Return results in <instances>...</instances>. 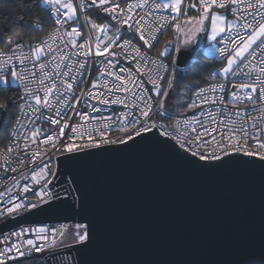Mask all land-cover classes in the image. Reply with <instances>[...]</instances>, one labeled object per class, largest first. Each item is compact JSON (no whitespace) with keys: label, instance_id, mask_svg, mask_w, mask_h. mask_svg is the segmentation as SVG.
<instances>
[{"label":"snow or ice","instance_id":"6c2138e0","mask_svg":"<svg viewBox=\"0 0 264 264\" xmlns=\"http://www.w3.org/2000/svg\"><path fill=\"white\" fill-rule=\"evenodd\" d=\"M43 3L51 7L49 20L54 25L46 34L47 38L29 46L24 44L22 36L16 35L8 38L5 48L0 49V57L4 58L0 61V71L12 64L13 60H19L22 67L19 72L12 70L11 76L19 79L22 83L27 81L28 84L35 85V87L25 85V96L21 97L22 103L18 108V111L25 117L23 122L18 121L21 123V127H30L32 131L25 132L22 141L19 134L16 137H12L10 134L11 142L0 150L3 156L0 168L16 172L25 167V156H27L31 180L34 185H39L37 190L35 187L30 188L25 184L22 192L30 193L32 199L17 197L18 202H10L11 206L0 210V216L13 215L21 210L36 209L41 204L57 199L59 194L50 189L52 181L57 178L58 174L54 170L56 165L53 163L56 154L60 153L66 159L71 160L73 157L68 154L79 151L81 147L126 144L127 141H135L137 138L144 140L147 134L161 145H166L169 140H174L179 148L185 149L193 155H199L200 160H221L223 155H228L231 152L259 156L261 160H264V127L259 126L255 117L238 121L229 115L228 121L225 123L223 118L219 121L216 119V115L219 114L202 113L207 116V122L195 117L177 120L175 124L165 122L164 116L171 115V113L165 106V99L161 97L168 98L170 96V90L173 89L174 83L173 80H168L165 85L163 83L165 77L158 73L166 67L163 58L168 53L167 45L171 41H164L163 50H157L155 59L148 55L155 48L156 43H159L158 34H162V29L169 24V19L173 22L171 26L175 27L177 32H183L185 29L178 22L179 16L186 15L189 10H199L198 16H190L186 19L187 25L194 26L188 31L193 33L204 31L205 21L210 20L211 39L215 40L221 33L229 34L225 37L224 47L218 49L220 56L225 60L224 66L219 71L225 77L229 73L232 76L240 74L249 81L233 85V90L230 93L231 102H235L236 105L244 101L253 105L259 103L261 106L259 119L264 121V0H191L187 9L183 7V0H167L164 3L151 5L148 0H135V2H128L126 7H121L116 0H90L89 6L93 10L108 14L110 20L115 21L118 25L112 36L108 35V31L112 28V24L109 22L97 24L88 17L83 25L80 24L77 6L73 4V0H43ZM146 6L170 9L171 13L175 15L170 18L169 16H160L157 18V23L153 24L145 20V15H153L151 11L145 15H140L138 11ZM79 8H85L83 0H81ZM216 9L224 10L232 18L229 19L227 15L216 11ZM30 13L31 9L27 10L26 14ZM137 17L139 18L137 19ZM42 22V18H38V21L32 22L30 26L39 28ZM70 22L74 26H71ZM84 26L88 27V31L81 30ZM125 26L131 29L132 39H136L137 45H139L132 47L134 55L125 54L123 51L131 45V39H124L123 47L117 43V40L120 39L119 33ZM97 31L103 33V40L99 36L93 37V33ZM188 42V39H185L184 43ZM145 46L147 47L145 48ZM25 47H28V52L23 51ZM105 54L109 59L103 63L100 75L106 74L115 78L111 82V87L108 84L104 85L105 89L109 94L113 91L128 93L133 91L128 87L129 84H132L134 88L138 89L137 92H133L137 103L129 106L126 103V98L120 97L111 100L101 99L99 94H94L92 91V89L98 88L99 80L91 81L90 77H87L91 71L88 61L96 63L97 59L103 58ZM120 57L134 62L135 73L132 68H120L118 72L109 70L116 67L113 58ZM157 63H159V69L155 70L156 78H153L154 70L148 65ZM29 65L31 66L29 67ZM233 66L238 72L233 71ZM142 67L147 68L146 73L141 71ZM125 72L127 76H125ZM144 75H147V82L152 85L150 90L144 86V81L140 79ZM211 75L215 76L216 73ZM81 81L90 82L91 88L81 89L80 94H76V88L79 87ZM4 86H6V77L0 76V87ZM217 87L222 92L225 91L222 84L209 85L207 89L199 88L195 94L197 99L187 105V108H198L199 104L209 103L210 100L206 93L208 91L215 92ZM237 87L246 90L243 97L235 91ZM151 93L155 94V98ZM257 93L258 95H254ZM86 98L99 100L105 105L109 103L121 104L126 109L116 119L108 118L109 122L103 123L102 128L95 129L99 133L98 140L92 136L88 129L84 128L83 124L70 123L74 117L85 122L97 119L77 107L84 103L93 112L97 111L94 105L87 104ZM53 99L56 101V106L52 103ZM221 101H223V97H221ZM211 102L216 103L215 100ZM0 109L6 110L7 105H0ZM42 110H47L49 113L54 112V115H44ZM236 115L239 116L240 113L237 112ZM157 116L160 119H157ZM37 120H40V124L36 123ZM249 120L252 121L251 126H249ZM43 123H50L54 126V130L44 129L41 131L40 125ZM66 129L70 130L71 135L66 136ZM112 129L121 133L115 140L107 136L108 131ZM86 133L87 143H80L84 140ZM213 133L217 134L219 139ZM205 137H210L215 145L209 155H204L201 152V149L208 144ZM65 138L67 142H64ZM249 141L255 145L254 150L249 149ZM40 144H43L44 147H40ZM14 163L17 165L15 168L12 167ZM68 175L71 176V173ZM24 179H28V177L24 176ZM17 183L19 182L17 181ZM0 195L3 194L0 193ZM82 227V225H75L76 230L72 234L73 239L81 243L89 239L87 230L80 231ZM25 231H34L36 238L21 240ZM48 233L55 237L57 230L39 227L11 234L4 240L8 246L0 251V264H6L10 255H13L14 258L29 257L32 252L42 251L43 245H37V240L48 241ZM59 235L63 237L65 233L60 231ZM10 239H13V242L8 244ZM52 243H55L54 239ZM14 264H20V261L15 259Z\"/></svg>","mask_w":264,"mask_h":264},{"label":"water","instance_id":"95a60500","mask_svg":"<svg viewBox=\"0 0 264 264\" xmlns=\"http://www.w3.org/2000/svg\"><path fill=\"white\" fill-rule=\"evenodd\" d=\"M198 44L199 34L180 44L175 65L185 66ZM5 119L0 109V127ZM68 155H56L50 189L58 198L0 219V233L25 223H80L89 239L30 256L49 264H264L260 157L200 160L147 134Z\"/></svg>","mask_w":264,"mask_h":264},{"label":"built area","instance_id":"2783aa9c","mask_svg":"<svg viewBox=\"0 0 264 264\" xmlns=\"http://www.w3.org/2000/svg\"><path fill=\"white\" fill-rule=\"evenodd\" d=\"M83 2L85 4V8L81 9V8H79V5L81 4V0H76L78 22L82 25L84 24V21L86 20V17H85L86 12L93 10V8L89 6L90 0H83ZM116 2L120 3L121 7H126V4L128 2H135V0H116ZM148 3H149V5H151L153 3H161V2L159 0H148ZM46 6H47V13L49 16V13L51 12V7L49 5H46ZM94 11L98 15L97 16L98 18L104 19L105 23L109 22L112 24V28L108 31V35L112 36L113 31L115 30L116 27H118L116 22L111 21L108 14L103 13V12H98L97 10H94ZM138 11L140 12V15H145L147 12L151 11L153 13V15L152 16H146L145 15V20L150 21L153 24L157 23V18L160 16H169V18L171 17V13L166 9H156L154 7L146 6L144 9H141ZM138 18L139 17H137V19ZM70 25H71V22H70ZM171 25H172V21H171V19H169V24L166 25L162 29V33L166 29H168L169 27H172ZM71 26H74V25H71ZM81 30L86 32V31H88V27L84 26ZM46 34L37 40H33L31 43H27L25 41H23V42L25 45H29V46L35 45V44L39 43L41 39H46L47 38ZM161 35L162 34H158V39L160 38ZM228 35H229L228 33H222L220 40L216 46L214 59L217 62V64L224 61L223 57L220 56L218 49L224 47L225 37ZM98 36L100 37L101 40H103V33L102 32H99ZM119 36H120V39L117 40V43L120 44L122 47H123V40L124 39H131V45L128 48L123 49V51L125 54L134 55V53H132V47L139 46V45H137L136 39H132L131 29H128L125 26V28L121 29ZM104 43H107V41H104ZM153 43H156V42H153ZM146 47L147 46H145V48ZM28 50H29L28 47H25L23 49L24 52H28ZM142 51H144V49H142ZM175 52L176 51H173L170 57L165 56L163 58L166 67H165V69L160 70L158 75L164 76L165 79L167 78V76L171 72V69L173 68V66H175ZM148 55L153 59L156 58V52H154V51H151L150 53H148ZM3 59H4L3 57H0V61H2ZM81 59H82V57H81ZM107 59H109V57L107 56V54H105V56L103 58H98L96 63H93L91 60L88 61V64L90 66L91 71L87 74V77H90L91 81L99 80L98 88L92 89L94 94H99L101 99L108 98L111 100V99H116L117 97L126 98V103L129 106L137 103L136 96L133 95V92H137L138 89L134 88V86L132 84L128 85V87L133 90L132 92L125 93L123 91H113L111 94H109L107 92L104 85L108 84L109 87H111V82H113L115 79L114 77H109L106 74L103 76L100 75L101 71L103 70V63L105 61H107ZM113 59H114V63L116 64V67L109 69L110 71H117L118 72L120 68H124V69L132 68L133 72L135 73L136 68H135L134 62H132L131 60L124 59L123 57L113 58ZM217 64L214 65L210 69V71L208 73V80L207 81L200 83L198 85H195L192 88V91L190 94L189 104H191L194 99H197L195 94L198 92L199 88L207 89L209 87V85L216 86V85L222 84V85H224L225 91L222 92L219 89V87L216 88L215 92L208 91L206 93V95L209 97V100H210L209 103L199 104V101L197 100V103L199 104L198 108L188 109L186 111L176 113V114L171 113V115H165L163 118L164 121L167 123L175 124L177 120H183L184 118L192 119L193 117H195L197 119H201L204 122H207V116L202 115V113L203 114L212 113L214 115L219 114V115H216V119L219 121L220 119L223 118L225 123H227L229 115L231 116L232 119H235L238 121L239 120H246V119H248V117H255V118H257V123L259 124V126L264 127V121H261L259 119V117L261 116V112H260L261 106L259 103H257L256 105H253L250 102L244 101V102L240 103L239 105H236L235 102H231V99H230V93L233 90V85H239L240 83H246L249 81L246 80L240 74H237L236 76H232V74L229 73V75L227 77L220 75V73L218 71ZM30 66L31 65H29V67ZM21 67H22V65L20 64L19 60H13L12 64H9L7 66V68H5L3 71H0V76H5V77L9 76V78H10L11 71L15 70V71L19 72ZM148 67L153 68V70H154V77L153 78H156L155 70L159 69V63H157L156 65H148ZM141 71L146 73L147 68L142 67ZM233 71L238 72V70L235 67H233ZM244 71H247V69H244ZM212 73H216V75L213 76V75H211ZM125 76H127L126 72H125ZM140 79L144 81V86L146 88H148L149 90L152 88V85L147 82V75L141 76ZM15 81H16V84H17L19 91H20V100L18 102L15 113H14L13 117L11 118V120L8 124L7 139H6L5 145L9 144L11 142L10 141V134L12 135V137H16L19 134V137L22 141L23 135L25 134V132L30 133L32 131V129L30 127L29 128L21 127L20 122H23L25 120V117H24L23 113L18 111L19 105H20V103H22L21 97L25 96V93H24L25 85L28 84V82L25 81L22 83L19 79H16V78H15ZM229 81H231V83H229ZM28 86L29 87H35V85H33V84H28ZM90 88H91L90 82L85 83L84 81H81L79 84V87L76 88V94H80L81 89L88 90ZM235 91H237V93L241 97H243V93L246 90H241L237 87V88H235ZM151 94L155 98V94L154 93H151ZM254 95H258V93L254 94ZM221 97H223V101H221ZM212 100H215L216 103H212L211 102ZM86 102H87V104L94 105L96 107L97 111L93 112L91 110V108L85 106L84 103L77 105V107L80 108L82 111L88 112L90 114V116L96 117L97 119L94 121L85 122L84 120H81L78 117H74L73 120L70 121V123L71 124H76V123L83 124L84 128L88 129L92 133V136L97 140L100 137H99V133L96 132L95 129L102 128L103 123L109 122L108 118L116 119V117H118L121 113H124L126 111L124 105H121V104L109 103V104L105 105V104L100 103L99 100H92V99H88V98H86ZM52 103L54 106H56L55 99H53ZM42 111H43L44 115H54V112L49 113L47 110H42ZM237 112L240 113L239 116L236 115ZM101 118H103V119H101ZM156 118L160 119L159 116H157ZM18 121H20V122H18ZM36 123L40 124V120H37ZM248 123H249V126H251L252 121L249 120ZM40 126H41V131H43L44 129H53L54 130V126L51 125L50 123H43ZM65 131H66V136L71 135V132L69 129H66ZM120 135H121V133L116 129L109 130L107 133L108 138L113 139V140H115ZM213 135H217V134L213 133ZM204 139L208 141V144L205 148L201 149V152L204 155H209L212 151V148L215 145H214V143L210 137H205ZM217 139H219L218 135H217ZM64 142H67L66 138H65ZM37 143L39 144V141H37ZM80 143H87V133L85 134L84 140L81 141ZM4 146H0V150H2L4 148ZM40 147L43 148L44 145L40 144ZM248 147L250 150L255 149V145L251 141H249ZM81 148H83V147H81ZM58 154L59 153H57L56 155H58ZM196 156L199 157V155H196ZM25 160H26L25 167L18 169V171H16V172H12L11 170H5L4 168H0V193L3 194V195H0V210H3L6 207L11 206L10 202L11 203L18 202L17 197H19V199H24V197L32 199L30 193L25 194L22 192L23 186L25 184H27L30 188L35 187L37 190L39 189V185H34L32 180H31V173L29 170L30 166L27 164V160H28L27 156H25ZM2 163H3V156H2V152H0V164H2ZM53 163L56 165V158L54 159ZM12 167L15 168V167H17V165L14 163V164H12ZM54 170H56V168ZM24 176H27L28 179H24ZM17 181L19 183H17ZM9 189H11V191H9ZM23 211H25V210H21L20 212H23ZM20 212H18V213H20ZM18 213H16V214H18ZM16 214L9 215V216H14ZM6 216H8V214H5L4 216H0V219L4 218ZM67 224L68 223H64V222L25 223V224H21V225H18L16 227H13L11 229H8L6 231H3L0 233V251H3L4 248L8 246L7 244L4 243V240H5V238L11 236V234L16 233V232H20L22 230L36 229L39 227H45V228L50 229V230L51 229L57 230V234L55 237H53L51 233H48V241L37 240V245H43L42 251L52 249V248H56V247H60V246H56L55 243H52V241H53V239L54 240L57 239V237L59 236V232L62 231L64 228H66ZM35 238H36V233L34 231H25L24 235L20 239L26 240V239H35ZM12 242H13V239H10L8 241V244H11ZM61 246H64V245H61ZM33 253L34 252H32L31 254H33ZM39 257L42 258L46 264H49L46 261L44 256H39ZM19 258L23 259V257L14 258L13 255H10L9 259L6 261V264H14V260L19 259ZM59 264H77V263L75 261V263L74 262L73 263L61 262Z\"/></svg>","mask_w":264,"mask_h":264},{"label":"trees","instance_id":"16d2710c","mask_svg":"<svg viewBox=\"0 0 264 264\" xmlns=\"http://www.w3.org/2000/svg\"><path fill=\"white\" fill-rule=\"evenodd\" d=\"M29 9H31V13L26 14ZM38 18H42L43 20L41 26L39 28L31 27L30 24L38 21ZM51 27H53V24L49 20L47 6L43 3V0H0V49L5 48L8 38L20 35L23 37V41L31 43L33 40H37L48 33L51 30ZM175 37L176 33L174 32V29L169 27L162 33L159 38V43H156V46L152 51H162L164 41L169 40L171 43L167 45L168 53L166 54V57H170ZM200 54L201 51L197 49L192 57L194 59L191 64H186L184 68L176 66L174 81L178 82L182 78L187 79L189 76H192L196 79L195 85H198L208 80V73L217 62L215 61L214 56H209L204 60L198 57ZM9 80V76H6V86L0 87V105H7V109L5 110L6 119L0 127V146L5 145L8 124L13 117L20 100V91L16 82L11 83ZM166 81L167 80L165 79L163 83ZM19 261L20 264H46L39 256H30L25 259H20Z\"/></svg>","mask_w":264,"mask_h":264},{"label":"rangeland","instance_id":"374dc122","mask_svg":"<svg viewBox=\"0 0 264 264\" xmlns=\"http://www.w3.org/2000/svg\"><path fill=\"white\" fill-rule=\"evenodd\" d=\"M162 3L167 2V0H161ZM191 2V0H187L183 7L185 9H187L188 4ZM171 13L170 9H166ZM216 11L221 12L222 14H225L228 16L229 19H231L232 17L228 14L225 13L224 10H218L216 9ZM200 14L199 10H189L187 11V14H181L179 16V24L182 28L185 29V31L183 32H177L176 28L172 26V28L174 29V32L176 33V37L174 39L173 42V50L171 51V54L173 51H176V48L184 43L185 39H188V41L193 38L194 36L199 34V44H198V50L201 51V54L198 55L199 58L206 60L207 57L209 56H214L215 54V50H216V46L220 40L221 34H219L217 36V38L215 40L211 39V23L210 20H206L205 21V30L204 31H200V32H189L188 29L189 28H193L194 26L192 25H187L185 23L186 19L190 16H198ZM175 15L174 13H171V16ZM98 15L96 14V12L94 10L88 11L85 14V17L91 18L92 22H95L97 24H104L105 20L104 19H100L97 17ZM173 23V22H172ZM99 35V31L94 32L93 33V37L95 38V36ZM194 58H190V60L188 61L187 65L191 64V62L193 61ZM225 64V60L220 62L219 64H217L218 66V71L220 68H222ZM220 66V67H219ZM235 67V66H233ZM175 68L176 65L173 66V68L171 69V72L169 73V75L166 78V82L164 83L165 85L167 84L168 80H173L174 83V87L172 90H170V96L168 98H164L161 97L162 99H165L166 101V108H168V110L170 111V113L172 114H176V113H180L183 111L188 110L187 105H189V101H190V94L192 91L193 86L196 84V79H194L192 76H189L187 79H181L180 81H174L175 80ZM182 68V67H180ZM184 68V66H183ZM220 73V71H219ZM220 75H223L222 73H220ZM224 76V75H223ZM11 83H15V78H13L12 76H10L9 78ZM75 225H82L83 227L80 229L81 232H83L85 230L84 225L80 224V223H68L66 225V228H64L62 231L65 233V235L63 237H61L60 235L57 237V239L55 240V245L56 246H61V245H67L73 242H76L77 240H74L72 237L73 232L76 230L75 229Z\"/></svg>","mask_w":264,"mask_h":264},{"label":"crops","instance_id":"0c3cea01","mask_svg":"<svg viewBox=\"0 0 264 264\" xmlns=\"http://www.w3.org/2000/svg\"><path fill=\"white\" fill-rule=\"evenodd\" d=\"M161 3H162V1L161 0H159ZM187 0H183V5H184V3L186 2ZM73 4L74 5H76V0H73ZM77 6V5H76Z\"/></svg>","mask_w":264,"mask_h":264}]
</instances>
